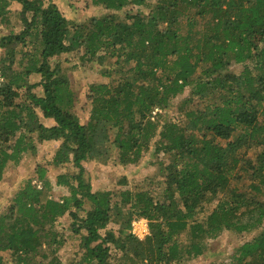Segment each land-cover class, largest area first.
Here are the masks:
<instances>
[{
    "label": "trees",
    "instance_id": "1",
    "mask_svg": "<svg viewBox=\"0 0 264 264\" xmlns=\"http://www.w3.org/2000/svg\"><path fill=\"white\" fill-rule=\"evenodd\" d=\"M86 1L102 12L73 22L50 0H0V26L20 23L0 37V181L58 143L0 209V264H63L67 243L78 264H191L225 234L241 244L210 264H264V0ZM71 54L102 78L86 83V116ZM146 156L154 173L126 188L85 178L84 163Z\"/></svg>",
    "mask_w": 264,
    "mask_h": 264
},
{
    "label": "rangeland",
    "instance_id": "2",
    "mask_svg": "<svg viewBox=\"0 0 264 264\" xmlns=\"http://www.w3.org/2000/svg\"><path fill=\"white\" fill-rule=\"evenodd\" d=\"M43 2H48V0H42ZM53 2L63 14V16L73 22H77L83 19H88L90 17H95L102 12L101 9L93 7L89 1L86 0H50ZM14 9L16 6L13 7ZM146 13V10H142ZM12 25L9 28L0 26V37L13 31L17 33L20 29V23L17 18L12 19ZM25 50H29L25 48ZM3 51L0 49V56ZM63 65L70 67L69 80L71 89L76 96V110L78 113L80 111L83 116H86L89 112L90 106L89 101L86 100L84 94V88L87 82H91L96 79H102L99 72L96 70L94 65L80 66L77 61V57L73 54L66 55L61 58ZM234 72H239L241 66L236 65L231 68ZM40 80L39 75H32L30 77V83H37ZM105 81V79H103ZM188 94L186 90L182 95L177 96L171 101L170 106L167 109L168 115L172 119H178L179 113L177 111L178 102ZM44 122V121H43ZM58 143H41L37 144V151L34 154H27L24 156L22 161L17 166H9L5 172L4 179L0 181V209H3L8 199L13 195L16 189L21 185L23 181L28 179V177L33 175L36 165L44 166L47 161H50ZM150 156H146L137 165H130L127 167H119L112 163L100 164L95 162L84 163L85 178L89 181L92 191H104L113 189L116 186L118 188H126L118 185V182L125 178V182L128 186L135 184L137 181L142 180L146 176H150L154 173V167H148ZM65 170L75 171L71 166L63 167ZM57 169L48 167V177L51 178L53 183V178L56 174ZM53 194L55 196L67 195V191L64 188L56 187L53 184ZM115 189V188H114ZM144 220V219H143ZM63 221L66 225L69 224V218L67 216L63 217ZM137 221V220H135ZM133 221V222H135ZM132 222V223H133ZM143 226L142 223H137L135 225V231ZM148 227V225H147ZM133 227L131 225V232ZM241 240L235 239L227 234L223 235L216 241L210 243V251L206 257L199 258L192 262L191 264H210L212 262L221 263L228 260V257L234 251V249L239 246ZM75 249L71 243H67L60 251L59 257L61 258L63 264H78V257L74 253Z\"/></svg>",
    "mask_w": 264,
    "mask_h": 264
},
{
    "label": "built area",
    "instance_id": "3",
    "mask_svg": "<svg viewBox=\"0 0 264 264\" xmlns=\"http://www.w3.org/2000/svg\"><path fill=\"white\" fill-rule=\"evenodd\" d=\"M39 188V186H38ZM137 223H142L143 226H141V228L138 230V232H136L135 229V225ZM132 227H133V231L132 234L135 235L139 240H143L147 235H148V227H147V221L144 219H139L135 222L132 223Z\"/></svg>",
    "mask_w": 264,
    "mask_h": 264
}]
</instances>
